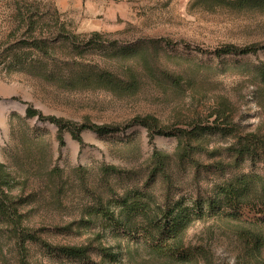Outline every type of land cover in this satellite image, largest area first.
Wrapping results in <instances>:
<instances>
[{
  "label": "rangeland",
  "instance_id": "1",
  "mask_svg": "<svg viewBox=\"0 0 264 264\" xmlns=\"http://www.w3.org/2000/svg\"><path fill=\"white\" fill-rule=\"evenodd\" d=\"M47 8L58 23L16 18ZM261 46L264 0H0V164L18 222L0 217V264H75L46 246L83 248L101 264H173L142 237L166 202L213 199L242 175L255 200ZM226 47L257 49L217 53ZM27 108L67 128L27 118ZM81 125L113 131L84 130L79 144L71 129ZM153 130L187 134L150 138ZM155 154L163 170L154 171ZM122 201H140L148 217L127 226ZM252 206L236 219L223 209L194 221L181 236L192 254L183 264H264V221Z\"/></svg>",
  "mask_w": 264,
  "mask_h": 264
},
{
  "label": "trees",
  "instance_id": "2",
  "mask_svg": "<svg viewBox=\"0 0 264 264\" xmlns=\"http://www.w3.org/2000/svg\"><path fill=\"white\" fill-rule=\"evenodd\" d=\"M48 9V8H47ZM26 13V15H20L16 17L20 19L22 23L29 21L30 25H35L37 20L47 18L50 22L53 21L54 24L58 23L57 12L51 9L45 11L42 15L37 14L34 11ZM51 35L53 33H50ZM60 32L53 34L52 36H59ZM61 35V34H60ZM31 47H39V39L32 37ZM264 48V46H261ZM256 47H248L243 49H235L233 47H226L219 50L217 53L229 54H248L256 51ZM101 76V72L99 73ZM264 76V70L262 71ZM27 118H32L38 116L41 120H46L55 125L58 128V131L61 133L63 129L67 128L62 120H59L55 117L43 118L39 113L33 111L31 108H27L25 111ZM147 120H139V123L151 130V126ZM84 130H90L96 133L99 136L105 135L112 132V129L99 126L91 125H81L78 128L71 129V137L73 140L82 143L80 133ZM175 134L185 136L187 132L182 130H175L173 132H166L164 130H153L150 134V138L153 136H174ZM58 141L62 145L63 141L59 134ZM155 167L154 171L163 170V162L159 159L158 155L155 154ZM8 175L4 172L3 165L0 164V217H6L11 224L14 226L18 222L15 220L16 209L11 208L13 203L11 202L8 194L4 190V187L8 186ZM253 190V182L251 179H248L246 176L242 175L234 180V182L229 183L227 186L221 187L218 190L217 196L215 198H208L203 202L196 201L192 202L190 205L184 204L183 200H177L175 202L168 203L164 205V209L161 211L160 218L157 221L147 220L149 229L152 232L145 231L142 237L145 238V243L147 244L150 252L154 253L157 257L167 259L172 261L173 264H183L188 263L192 259V254L187 251L181 244V236L184 231L196 220H200L204 217L212 216L217 212H221L223 209H228L232 211V215H235V219L239 217L243 211H248L250 209H244L250 201L253 202L252 210L254 214L258 215L260 221H264V185L261 186L260 191L258 192V197L255 200L250 199V194ZM11 202V203H10ZM122 205L125 212L123 221L128 225H131V221L135 220L138 216H143L147 218V208L145 210L141 206L140 201H134L132 204L127 206L126 201H122ZM205 204V206H203ZM251 213V212H250ZM107 212H104V215H107ZM231 215V214H229ZM255 216V215H254ZM108 220L111 223H120L114 219L113 216L108 215ZM106 218V219H107ZM148 230V229H147ZM257 243V242H256ZM262 244H256L257 249L261 248ZM47 251H50L54 254L62 256L75 264H101L91 261L87 255L86 249L75 248V247H60V248H51L46 246ZM101 256L112 262L115 260V255L109 254L107 252L100 251Z\"/></svg>",
  "mask_w": 264,
  "mask_h": 264
},
{
  "label": "crops",
  "instance_id": "3",
  "mask_svg": "<svg viewBox=\"0 0 264 264\" xmlns=\"http://www.w3.org/2000/svg\"><path fill=\"white\" fill-rule=\"evenodd\" d=\"M64 1V0H63Z\"/></svg>",
  "mask_w": 264,
  "mask_h": 264
}]
</instances>
